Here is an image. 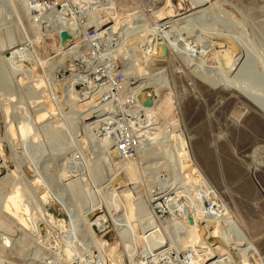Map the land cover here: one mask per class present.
<instances>
[{
    "label": "rangeland",
    "instance_id": "rangeland-1",
    "mask_svg": "<svg viewBox=\"0 0 264 264\" xmlns=\"http://www.w3.org/2000/svg\"><path fill=\"white\" fill-rule=\"evenodd\" d=\"M170 1L175 12H183L188 8L190 0ZM65 3L66 0H56L55 7L60 8ZM219 3L197 21L198 33H195L199 35L198 49L202 53L193 64L187 65L180 57L181 53H171L170 58L166 59L169 52L164 57L149 62V68L154 71L162 70L159 77L166 83L162 99L165 98L167 102L166 107H163L166 112L163 117H174L175 128L174 125L170 126L169 132L176 139L172 137L164 141L165 137L156 138V142L161 139L163 142H154L147 152H142L139 158L133 159L134 177L129 183L122 178L117 179L114 191H130L131 202L139 200L138 205H146L148 209L150 203L147 196L158 185H162V194L165 193L157 199L159 201L173 196L177 189L183 190L180 193L183 195L180 196L190 203L202 202L195 198L199 190L206 195H213L219 206L223 207L219 214L223 213L225 216L224 207L229 211L224 224L228 222L233 224L231 226L241 228L264 260V0H219ZM23 4L24 0H0V46L10 43L9 45L24 47L31 58L21 61L25 66L34 61L35 56L41 62L46 56L55 55L58 41L55 35L46 37L41 34V25L32 20V17L39 18L38 11H26ZM80 5L86 7L88 4L67 3V7L73 12V19L78 17L87 20L90 14L86 17L79 16L86 12ZM105 5L93 7L96 10L91 14L96 15V11ZM114 6L120 15L132 10L151 12L165 6V0H114ZM136 15L141 19L144 14ZM123 19L127 20V17H121L119 21ZM111 23L106 21L102 25ZM167 26L169 27V23L163 24L161 30L168 29ZM37 33L41 41L32 43ZM208 39L225 44L216 46L217 50L234 43L239 53L246 57L247 63L236 80L230 83L225 79L221 69H225L226 65L218 67L215 50L209 51L210 47H207ZM139 52L141 51L137 55H142ZM5 53L6 51H0V55H6ZM117 55L119 64L127 61L126 52L121 50ZM147 60L143 55L139 59L135 57L133 65L144 73ZM75 62L69 58L63 63L64 69L56 67L49 74L45 71L46 67L36 62L32 73L36 80L28 77L21 82L17 78L18 72L13 73L0 60V162L4 165L0 168V221L15 229L14 232L9 229L11 234L0 230L9 238L6 241L0 237L1 264H132L143 260V252L150 246H157L159 242V226L155 221L154 229L144 224L140 214L143 210L138 205L132 204V212L128 218L125 214L118 215L120 207L109 205L112 196L108 179L122 168L111 160L97 158L101 155V150L95 139L100 136L102 127L91 130L82 127L84 123L79 116L84 112L76 113L70 106H60L48 97L51 89H56L58 96L63 94L67 88V78L77 68ZM237 68L238 66L229 78L236 73ZM50 74L52 76L48 78ZM75 84L77 91L86 88L84 82ZM145 91L158 99L152 87L145 88ZM50 106L54 115L34 120V110L37 107L45 109ZM78 108L83 110L86 107L81 102ZM69 111H74L72 116ZM27 116H30L28 121L25 120V117L28 119ZM21 120L26 124L29 122L30 130L33 131L22 139L15 127L18 124L16 122ZM113 134L116 140L118 131L114 129ZM183 150L189 151L193 157L205 177L206 185L202 184L200 178L181 177ZM155 161H163L165 165L155 171L151 165ZM65 170H73L77 174L65 178L62 176L66 174ZM5 174L8 176H2ZM15 174L19 175L18 178ZM71 179H76L73 184L69 182ZM14 187L20 189L19 204L27 208L25 217L28 225L19 217H13L9 211L3 210L2 205L7 201L5 197L14 191ZM205 187L209 189L206 190ZM90 201L98 202L103 208L109 205L110 212H115L113 216L121 218L122 222L116 221L113 224V219H108L101 227L86 226L81 216L85 208L92 205ZM155 211L159 216L160 212ZM98 213H102V208ZM164 216L165 214L159 218ZM39 224L41 232L36 229ZM161 225H165L167 233L174 230L165 222ZM152 237H155V242ZM95 240L102 244L98 245ZM209 240L213 238L210 236ZM176 244L178 252L185 248L182 241H177ZM129 249L133 250L131 255L128 253ZM170 253L175 255L173 250ZM230 253L236 264H249L246 260L241 261L235 250L230 249ZM257 260V256L250 257L251 262Z\"/></svg>",
    "mask_w": 264,
    "mask_h": 264
},
{
    "label": "bare ground",
    "instance_id": "bare-ground-1",
    "mask_svg": "<svg viewBox=\"0 0 264 264\" xmlns=\"http://www.w3.org/2000/svg\"><path fill=\"white\" fill-rule=\"evenodd\" d=\"M51 2H52L51 3L52 7L48 10L45 8L42 9L40 7L41 3L39 2V0H24L23 5L25 6L24 8L26 11H28L29 9L31 10L33 9L32 11H38L39 18L34 19V17H32V20H34L33 22L36 21L35 24L41 25V28H42L41 31H43L41 32L42 35H45L46 37L52 36V35L56 36V34H58L61 30L69 31L71 34L74 35L78 31H82V28H86V27H95V29L98 32H101L102 29L104 28V26L102 25L103 23H105L106 21L112 22L111 25L110 24L107 25V28L109 29L108 34L110 35V38L108 39H110L109 40L110 42L108 41L105 42L106 45L102 50L104 52H102L101 55L104 58H107L106 61L111 62L113 58L116 59V57L118 56L117 52L121 50L126 52L128 56L125 58L128 59L131 62V64L123 70H128L126 73L131 72L133 74L132 75L133 79L131 81L128 80V85L125 86L123 96L127 97L131 95L132 97L136 98V96L139 93H142L144 97L152 98V105L150 106H144L139 101H137L136 104L132 102H123L121 98H118L117 108H116L115 107L116 104L114 102V99L111 97V94L109 93L106 95V92H108L107 86H104V85L93 86L92 84H89L86 88H82L81 90L77 91V89L75 88L76 86L75 83H83L85 79V75L80 72H76V71L72 72L69 78H67V82H66L68 83L67 88L65 89V91L63 92L61 96H58L56 94L55 92L56 89L55 90L51 89L48 92V97L55 103L56 102L59 103L60 106L61 105L70 106L72 108L71 110H74L76 113L84 112L81 116H79L80 119L84 123L82 127L86 129H90V130L95 129V127H98V126L102 127L100 136L95 139L96 140L95 142L98 144L97 145L98 148L101 150V155L97 158L111 160L112 162L119 164L118 166L122 168L121 170L115 171L113 173V176L110 179H108V183L111 185L110 194L112 196L111 198L112 201L110 202L111 204L109 203L108 204L112 205L113 207H120V209L118 210L119 211L121 210V212L118 215L124 216L125 214V217L128 218L129 214L132 212L131 211L132 204H135L137 206L138 202L140 201L137 199L138 202L136 201L135 203H132L130 191H126V190H122L118 192H116V190L114 191L115 186H117V183H116L117 179L122 178L124 180H127V182L129 183L130 180L134 177L133 168H132L134 161L131 158L124 159L121 156L117 155L115 136L113 132L115 129V123L116 122L120 123V120L114 119V116L116 115V113L117 114L122 113L127 116V119L125 120H128L129 123H132V121L140 120L143 122L142 125H148L146 126V128H149V129L146 130L147 133L145 136H143L144 145H142L143 147L142 149L138 150V156H140L141 155L140 153L142 152L143 153L147 152L148 147L157 141L156 138L165 137L166 140L164 141H167V140L172 139V137L175 136V135L173 136V133L169 132L170 130L169 127L170 126L172 127L176 122L175 120L172 119L174 117L172 118L163 117L164 114L166 113L163 107H166L165 105L167 102L165 98L162 99V97H164L163 91L166 88V85H165L166 83L164 84V82L159 77L162 70L154 71L152 68H149L150 66L149 62L152 63V61H155V59H159V57H162V56L164 57V55H161L159 53L160 46L164 45L166 48V53L169 52L167 56H165L166 59L170 58L171 53H176V54L181 53L180 57H182L183 61H185L187 65L193 64L194 61L198 59L199 55L202 53L198 49V41H200L198 40L199 35L195 33V32L198 33L197 21L199 18H202L203 15H205L206 12L209 11V9L219 5L220 4L219 0H190L188 8L183 12H177V11L175 12L173 9L174 7L171 4V1L165 0V6H162L161 8H158L156 10H152L151 8L152 11L149 10L151 12H146V10L142 12H138V11L136 12L135 10H132L123 15H120L118 11L116 10V7L114 6V0H105L104 2L103 0H79V1L78 0H66V3L62 4L60 8L53 6V3H55V0H52ZM69 2L70 3L83 2L85 3V5L88 4L86 7L81 6L82 4L80 5L82 10L86 9V12L80 13L79 16L86 17V16H89L90 14V17L87 18V20L83 18L79 19L78 17H75V19H77V22H76V20L73 19L74 17L72 15L73 12L70 10V8L67 7V3ZM104 3L106 5L98 9L96 11L98 12L96 15L91 14L94 9L96 10V8H93V7L101 5V4L104 5ZM208 6L209 7L211 6V7L208 8ZM136 13H139V14L143 13L145 16L143 15L142 18L139 19V15L137 16ZM179 13H183V14L181 16H176ZM46 16H50V18L52 17L53 19L51 20L49 17L47 18ZM121 17H127V20L123 19L119 21V18ZM124 21H126V23H124ZM167 23H169V27L167 26L168 29L161 30V26ZM38 33L36 34V36H34L32 43L33 42L38 43L41 41V39H39ZM71 37L74 38L75 36H71ZM211 38H217V37L211 36ZM159 39H163V40H159ZM217 39H222V38H217ZM208 42L209 43L207 47H210L209 51L211 49L215 50L214 54L217 57V60L216 59L215 60L219 64L218 67L219 68L223 67V64L226 65L225 69L223 70L221 69V73L223 74L225 79L230 83L232 80L234 79L236 80L237 75L240 73V71L245 67V64L247 63L246 57H244L242 53H239L234 43H229L227 44L226 48L222 47L221 49L217 50L216 46L220 47L221 45H225V44L223 42H216L214 40H209ZM3 44H1L0 46V51L2 52L6 51L7 54L6 53H5L6 55L1 54L0 60L3 61L6 64V66L13 71V73L18 72L17 78L21 80V82H23V79L26 80V78L32 77L34 65L36 62H39L40 65L42 64L44 67H46L47 69L45 71L48 72L49 74L56 67H60V69H62L63 67L64 69L63 63L64 62L66 63V61L69 58L71 60L78 59V55L80 53L79 51L82 50L85 46V43L82 44L80 41H77L76 39L73 40V44L70 47L67 46L68 44L65 45L64 47H60L58 43L57 45L58 50H56L55 55L46 56V59L41 62L35 56V59H33L34 61L28 62V64L24 66L23 62L21 61L31 59L30 57H28L30 56L28 55V51L26 52L25 51L26 49H24V47H18V44L9 45L10 43H8L2 46ZM138 51H141L139 53H142L143 57L148 58L145 64L147 68L145 67V71H143L144 73H141L140 71H138L139 68L133 65L135 64V62L133 61L135 57H137V59H139L140 57L142 58L141 54L137 55ZM65 59L66 61H64ZM237 66L238 68L236 69V73H234L233 76L229 78L231 72ZM51 76L52 75L50 74V77L48 76V78H51ZM33 80H36V79H33ZM228 85H231V84L228 83ZM148 87H152L154 89L155 95L158 96L157 100H156V97L152 95L149 91H145V88H148ZM96 98L97 99L99 98V99L97 100ZM81 102L86 107L83 110H80L78 108V105ZM66 110L68 109H65V110L62 109V111H66ZM74 111L72 112L69 111L70 114L69 113L68 114L72 116L71 113H74ZM105 114H107V116ZM50 115L51 116L54 115L52 106L47 107L45 109L44 108L41 109L37 107V109L34 110V120L36 121L42 119L43 117H50ZM27 117L28 119H26L25 117V120L28 121L30 119V116H27ZM55 122H56V119H55ZM16 123L18 124L17 125L14 124V125L22 139L25 135L29 134V132L31 131L30 124L28 125L29 122L26 124V122H23V120L16 122ZM44 126H47V125L45 124ZM36 127L38 126H35V128ZM10 128H12V126ZM174 128H175V125H174ZM41 129H44V128H41ZM174 139L176 138L174 137ZM160 142L162 143L163 140L161 139L160 141L156 143H160ZM182 142L184 141L182 140ZM105 143H106V146H104ZM185 150H186V147H185ZM185 150L182 151L183 161L181 165L182 166L181 167V177L182 178H200L202 184L206 185L205 177L201 174L199 167L197 166L196 162L194 161L189 151H185ZM164 159L166 158L164 157ZM151 165H153V169L155 170V169H158L164 166L165 163L163 161L162 162L155 161V162H152ZM3 166H4L3 162H0V168ZM158 170H155V171H158ZM76 174L77 173L73 172V170H68L66 171V174L65 175L63 174L62 176H64L65 178H70V177L75 176ZM2 176L7 177L8 174L2 175ZM16 176L18 178L19 175H16ZM75 180L76 179H71L69 181L70 184H73ZM14 182H16V180ZM20 184L23 185L22 183ZM14 188H15L14 191L9 193L5 197L7 201L3 203L2 205L3 210L9 211V213L13 217H19V219L24 221L25 225H28L26 223V217H25L27 208L19 204L18 198L20 195H18V191L20 189H18V187H14ZM207 189L209 188L207 187L206 190ZM182 191L183 190L177 189L175 190L176 193L174 192L173 196L164 197L161 201H159L157 199L161 197L162 195H164L165 193L162 194L164 192V188H162V185L161 186L158 185L156 188L152 189L150 194H148L147 196V201L150 203V209H148L146 205L145 206L141 204L138 205L141 208L140 210L141 211L143 210V213L139 212L140 214H142L141 221L144 224H148L149 226H151L152 228L150 229H154L155 222H156L157 226H159L161 230V234L158 238L159 242L158 243L156 242L157 246H154V247L150 246L148 249H146L143 252V255H142L143 260H140L137 263L131 262L132 264H236V261L234 260L233 256L230 253V249H233L237 252L239 257H241L242 259V260L240 259L241 261L246 260L249 262V264H264V260L261 259L258 253L257 247L255 246L253 241L244 233V231L238 226H231L233 225L231 223L229 224L227 222V224H224L225 222L224 219H227V217L229 216V211L226 207H224L225 208L224 213L226 212L225 216L223 213L219 214L216 217L205 215V213L203 212V207H202V202H203L204 197L207 196V197H211L214 199H217V198H215L213 195H206V193L202 191L204 194L202 193L200 197L198 196L195 197L197 199L202 200V202L199 200L200 202L196 201L197 203H193V202L190 203L184 200L185 198L183 196H180V195H183V194H180ZM10 200L12 202H10ZM92 201H90L91 202L90 204L92 205L85 208V210L83 211L84 213H82V216H81L83 217V221L86 226L90 227L92 225H96L98 227H101L102 224L108 219H113L111 220L113 224L116 223V221H121L120 220L121 218H117L116 216H113L115 212L114 213L110 212L109 205L103 208V205L99 206L100 204L98 202L93 203ZM101 201L100 203H102ZM25 205H29V204H25ZM101 208H102V213H98V211ZM154 208H158L160 211L166 213L164 217L165 221L166 222L171 221L172 224H175L177 226L176 229H174L173 231L171 230L170 233H167V228L165 230L164 228L165 225L163 226L161 225L162 223L160 219L153 212ZM221 211L223 210H220V212ZM88 212H93L94 215L92 218L87 217ZM28 217L31 218L29 215ZM123 220H124V217H123ZM28 221L30 220L28 219ZM125 224L126 223H124V225ZM127 226L130 227L131 224L128 223ZM167 226L170 227L169 224ZM30 227L33 230V226L31 225V223H30ZM9 229L10 231H13V232L15 231L14 228L8 227L3 223V221H0V230L2 232L11 234L9 232ZM36 229H38L39 232H41L40 224L36 226ZM210 236L213 238V240L211 241L209 240ZM0 237L3 239H6V241H9L8 240L9 238L3 235L1 232H0ZM155 237H152V239ZM147 239L149 241L151 240V238H147ZM177 241H182L185 246L183 250L190 252L192 254V256L186 259L185 261L177 260L175 255H172L170 253V250H173V252L175 253L178 252V247L176 244ZM95 242L98 245L102 244V242H99L97 240H95ZM165 244H167V247H164ZM161 247H164V248H161ZM132 251H133L132 249H129L128 251L129 255L133 253ZM254 256H257L259 260H257L256 262H251L250 257H254ZM211 258H214V259L210 260Z\"/></svg>",
    "mask_w": 264,
    "mask_h": 264
},
{
    "label": "built area",
    "instance_id": "built-area-1",
    "mask_svg": "<svg viewBox=\"0 0 264 264\" xmlns=\"http://www.w3.org/2000/svg\"><path fill=\"white\" fill-rule=\"evenodd\" d=\"M51 1L52 0H39L41 3L40 7L49 10L52 7ZM104 1L105 0H103V2ZM53 6H56V0L55 3H53ZM107 25H104V30L102 29L101 32H98L95 27L82 28V31H78L74 35L67 31L70 36H75L74 38L72 37V41L67 45L68 47L72 46L73 40L75 39L82 44L85 43L84 48L79 51L78 59L75 60V65H77L75 71L85 75L84 83L86 87L89 84H92L93 86H107L108 92H106V95L109 93L111 94V97L116 104V108L118 98H121L123 102H132L136 104L137 100L135 97H132L131 95L127 97L123 96L125 86L128 85V80L130 81V79H133V74L131 72L126 73L128 70L123 69L127 68L131 62L128 59H125L127 60L126 62L124 61L119 64V60L114 58L110 62L106 61L107 58H104L101 55V51L106 45L105 42H110V39H108L110 38V35L108 34L109 29L107 28ZM56 38L59 41V33L56 34ZM114 119L120 120V123H115V129L118 131V136L115 140L117 154L124 159L131 158L133 160L139 158L137 151L143 148V136L146 135V130L149 129L146 128L148 125H142L143 122L140 120L129 123L128 120H125L127 119V116L122 113H116ZM202 193V190H199L196 196L200 197ZM202 207L205 215L212 217H216L221 209L217 199L207 196L203 199ZM155 209L160 212L159 216L163 214L166 215V213L160 211L158 208H154L153 212L155 215H157ZM159 216L157 215L158 218ZM160 221L161 223L165 222L167 225L169 224L171 228L176 229L177 227L175 224H172L171 221L166 222L164 218L160 219ZM191 256L192 254L185 250L175 253L177 260L185 261Z\"/></svg>",
    "mask_w": 264,
    "mask_h": 264
},
{
    "label": "water",
    "instance_id": "water-1",
    "mask_svg": "<svg viewBox=\"0 0 264 264\" xmlns=\"http://www.w3.org/2000/svg\"><path fill=\"white\" fill-rule=\"evenodd\" d=\"M72 41V37L69 35V33L65 30H61L59 32V45L60 47H64L65 45L69 44ZM159 53L161 55H165L166 53V48L164 45L160 46ZM137 101H139L142 105L144 106H150L152 105V98L149 97H144L142 93H139L136 96ZM93 212H88L87 217L92 218L93 217Z\"/></svg>",
    "mask_w": 264,
    "mask_h": 264
}]
</instances>
